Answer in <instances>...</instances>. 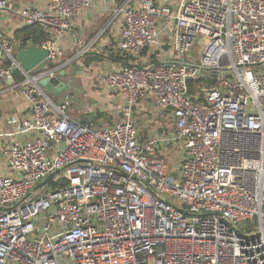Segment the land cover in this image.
Listing matches in <instances>:
<instances>
[{"label": "built area", "instance_id": "1", "mask_svg": "<svg viewBox=\"0 0 264 264\" xmlns=\"http://www.w3.org/2000/svg\"><path fill=\"white\" fill-rule=\"evenodd\" d=\"M44 1L17 13L48 39L0 29V81L30 103L0 150V264H264V0H106L128 63L103 75L122 100L104 125L67 114L72 92L87 97L70 68L87 49L58 43L94 0ZM32 44L47 68L15 56ZM44 77L69 89L51 95Z\"/></svg>", "mask_w": 264, "mask_h": 264}, {"label": "crops", "instance_id": "2", "mask_svg": "<svg viewBox=\"0 0 264 264\" xmlns=\"http://www.w3.org/2000/svg\"><path fill=\"white\" fill-rule=\"evenodd\" d=\"M172 1L155 0L157 3ZM10 3L11 9L0 10V29L8 39L13 40L16 38L14 32L22 27L17 13L19 7L23 4H33L43 8L45 1L10 0ZM112 7L113 4H106V0H94L89 7L83 9L73 19L72 31L63 34L58 41L59 46L63 49L66 56H73L76 51L80 53L81 49H87L70 66L74 75L75 87L86 91L87 97L82 96L80 92H72L70 95L71 103L67 114L75 119L82 120L86 113L87 105L100 104L102 107L106 106L105 109H99L95 112L98 116L102 114L106 116L97 125L111 124L121 119L119 112L113 110L111 105H116V103L121 105V98H116L115 94L109 89L101 94H96L90 87L92 80H98V77H95L96 75L99 76L100 73L104 74L106 71L115 70L126 62L124 56L116 50L121 20L111 15L110 9ZM85 59H88L89 64L85 63ZM29 105V101L18 88L11 89L6 86L5 82L0 81V150L8 142L18 139L14 134L13 125L8 120L11 116L17 118L24 116ZM72 105L73 108L71 109ZM134 108L138 110V104ZM139 114L140 112H137L136 116H139ZM98 116L93 117L87 123L96 125L94 122ZM138 126L141 125L138 124ZM0 174H11L7 170L5 161L1 156Z\"/></svg>", "mask_w": 264, "mask_h": 264}, {"label": "water", "instance_id": "3", "mask_svg": "<svg viewBox=\"0 0 264 264\" xmlns=\"http://www.w3.org/2000/svg\"><path fill=\"white\" fill-rule=\"evenodd\" d=\"M15 56L20 61L22 67L25 70H30L36 65H38V70L41 68H47V60H45L47 56V50L41 49L36 45H28L25 48H19L15 52ZM43 61V62H41ZM14 67L10 69V73L14 71ZM39 85L49 94L58 95L62 91H67L69 86L62 80L57 77H44L39 80ZM95 116H98L95 112H89L84 115L82 119L83 122H89ZM53 174H49L42 183V185L49 181L52 178Z\"/></svg>", "mask_w": 264, "mask_h": 264}, {"label": "rangeland", "instance_id": "4", "mask_svg": "<svg viewBox=\"0 0 264 264\" xmlns=\"http://www.w3.org/2000/svg\"><path fill=\"white\" fill-rule=\"evenodd\" d=\"M200 46H196L193 48L192 53L194 54V56L197 58L200 52ZM103 73H100V77L99 76H95L98 77V80H92L91 82V88L93 91H95L96 94H101L102 92H106V90L108 91V87L105 85V83L103 82ZM139 108H141L143 111H146V108H148L146 106V102H141L138 104ZM73 108V105L71 107V109ZM68 111V110H67ZM105 114L99 115L96 120H95V124L101 122L104 118H105ZM147 117V116H146ZM145 116H143V113L141 112L137 118V123L141 126H139L141 128L142 131V135H146L147 131L154 125V121L152 120H148ZM147 126V127H146ZM146 127V128H145ZM175 162H177V158H174ZM172 157L169 158V162L170 164L174 165V166H170V168H174V170L176 169V163L173 161V163H171Z\"/></svg>", "mask_w": 264, "mask_h": 264}, {"label": "trees", "instance_id": "5", "mask_svg": "<svg viewBox=\"0 0 264 264\" xmlns=\"http://www.w3.org/2000/svg\"><path fill=\"white\" fill-rule=\"evenodd\" d=\"M16 38L29 39L33 44H39L42 40L48 39V34L44 33L38 26H22L20 29L14 32ZM86 64H89L88 59L84 60ZM125 64L128 63V59H125ZM196 81H190L188 83L189 92H193Z\"/></svg>", "mask_w": 264, "mask_h": 264}]
</instances>
